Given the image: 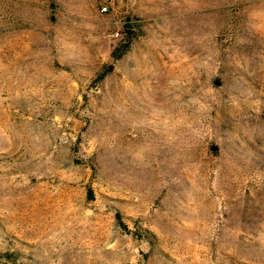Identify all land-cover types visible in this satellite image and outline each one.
Here are the masks:
<instances>
[{"label":"rangeland","instance_id":"374dc122","mask_svg":"<svg viewBox=\"0 0 264 264\" xmlns=\"http://www.w3.org/2000/svg\"><path fill=\"white\" fill-rule=\"evenodd\" d=\"M0 264H264V0H0Z\"/></svg>","mask_w":264,"mask_h":264},{"label":"built area","instance_id":"2783aa9c","mask_svg":"<svg viewBox=\"0 0 264 264\" xmlns=\"http://www.w3.org/2000/svg\"><path fill=\"white\" fill-rule=\"evenodd\" d=\"M120 34L119 33H116L115 36L118 37Z\"/></svg>","mask_w":264,"mask_h":264},{"label":"trees","instance_id":"16d2710c","mask_svg":"<svg viewBox=\"0 0 264 264\" xmlns=\"http://www.w3.org/2000/svg\"><path fill=\"white\" fill-rule=\"evenodd\" d=\"M124 226V224H122Z\"/></svg>","mask_w":264,"mask_h":264}]
</instances>
